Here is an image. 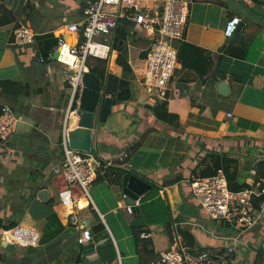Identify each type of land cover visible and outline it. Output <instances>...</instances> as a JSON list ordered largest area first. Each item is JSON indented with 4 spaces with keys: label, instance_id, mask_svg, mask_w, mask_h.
I'll list each match as a JSON object with an SVG mask.
<instances>
[{
    "label": "crops",
    "instance_id": "crops-1",
    "mask_svg": "<svg viewBox=\"0 0 264 264\" xmlns=\"http://www.w3.org/2000/svg\"><path fill=\"white\" fill-rule=\"evenodd\" d=\"M138 2L144 10L157 11L165 0ZM1 5L15 22L0 25V112L10 105L20 118L11 137L0 139V218L33 227L40 239L35 245L4 241L0 264H149L170 248L175 227L186 244L191 238L183 231L192 237L187 245L193 250L233 248L234 264H259L264 216L243 233L226 222L219 226L193 197L188 180L216 170L225 155L237 160L241 181H257L256 165L264 160V0L193 2L185 40L210 52L214 67L201 78L178 64L165 100L179 117L174 124L157 118L144 83V61L156 34L134 31L133 23L123 19L113 34L101 37L109 38L111 50L103 58L106 76H98L113 103L92 151L103 164L91 185L97 199L91 190L88 198L74 187L81 224L93 232V241L84 245L77 242L70 210L60 202V191L67 187L59 171L64 129L77 126L79 116L74 111L67 118L72 88L66 65L38 60L47 41L39 37L57 36L68 23L82 21L84 0H0ZM234 16L242 21L229 37L225 28ZM19 22L36 33L34 43H15ZM121 28L130 30L126 38ZM98 58L88 60L96 65ZM222 80L232 87L227 96L219 91ZM125 88L130 98L118 100ZM128 172L151 184L134 205L123 191ZM143 232L150 236L143 238Z\"/></svg>",
    "mask_w": 264,
    "mask_h": 264
},
{
    "label": "built area",
    "instance_id": "built-area-1",
    "mask_svg": "<svg viewBox=\"0 0 264 264\" xmlns=\"http://www.w3.org/2000/svg\"><path fill=\"white\" fill-rule=\"evenodd\" d=\"M195 0H165L162 8L157 11L144 10L138 0H84L83 20L65 25V30L57 34V44L49 56L39 55L38 60L46 62L53 59L58 51L57 61L66 65V75L71 85V96L67 110L77 112L82 89V75L87 68L90 56L107 58L111 50L109 36L118 28L121 20L133 23L137 32L154 30L156 38L150 46L144 61V83L152 105L165 101L168 85L179 64L178 49L173 45L175 40H184L188 25L191 5ZM239 16L230 18L225 34L233 36L241 23ZM64 32L76 35L75 42L69 41ZM17 44H32L36 41V33L23 22H19L13 30ZM73 37V36H72ZM79 92V96L77 94ZM77 107L74 108V104ZM232 116V114H228ZM19 116L10 105H4L0 112V139L8 140L15 128ZM65 126L63 150L65 159L59 171L64 176L67 187L60 191V202L69 211V221L74 224L79 234L80 245L93 241V232L89 226L82 225L77 213L79 207L74 187L79 186L82 194L91 198L90 188L103 166L100 158L92 152L71 148ZM189 186L196 198L212 219H222L231 224L240 233L254 227L264 216V177L257 180L252 187L233 190L224 172L203 176L192 174ZM262 197L260 206L255 200ZM139 203V199L136 200ZM131 210L133 208L131 207ZM143 238L150 233H141ZM40 239V232L33 227L17 224L13 227H0V246L6 241L24 245H35ZM235 252L230 248L227 252L214 251L209 248L193 250L184 241L177 227L173 229V242L168 250L162 251L149 264H234ZM120 264H126L120 260ZM143 264V263H135ZM264 264V255L263 261Z\"/></svg>",
    "mask_w": 264,
    "mask_h": 264
},
{
    "label": "trees",
    "instance_id": "trees-1",
    "mask_svg": "<svg viewBox=\"0 0 264 264\" xmlns=\"http://www.w3.org/2000/svg\"><path fill=\"white\" fill-rule=\"evenodd\" d=\"M261 4V3H260ZM162 8V6H161ZM15 22V16L12 14V12L5 7L4 5L0 6V25H7L9 23ZM19 24L16 23V26ZM124 28V27H123ZM119 29L118 32L121 37L126 38V36L130 33L129 28L125 29ZM39 38H47V41H45V47L42 50L44 56H49V54L53 51L54 47L57 44V37L53 33L46 34L44 36H40ZM173 45L178 49V60L179 63L182 64V68L190 71L196 72L201 78H205L211 70L214 67V61L212 58V55L210 52L205 50L204 48L184 40H175L173 41ZM99 64H92L87 59V65L90 68V71L94 72L95 74L99 75L102 78H105L106 76V60L103 58H98ZM79 96V92L77 94V97ZM131 96L130 89L125 88L121 89L117 94L118 100H127ZM1 107V106H0ZM12 107V106H11ZM77 107V104L75 102L74 108ZM150 108L154 111L155 115L158 119L165 123L174 124L178 121V115L172 112H169L167 108V103L165 101L160 102L159 104L155 106H150ZM220 162L216 163V170H210L207 172H203V176L207 175H213L216 174V172L222 168L225 171V174L228 178L229 185L233 190H242L244 188L252 187V185L248 181H241L239 179L238 175V164L237 169L234 167L237 163L236 159L228 158L224 155V158H220ZM234 168V169H233ZM264 177V160L260 161L256 165V179L259 180L260 178ZM262 201V197H259L255 200V204L257 207L260 206V202ZM172 223V222H171ZM170 220L167 224H171ZM103 224V223H102ZM99 225V229H104V225ZM17 225L16 223H5L2 218H0V227H13ZM184 235L187 238H191L187 242V244H193L192 237L189 236L188 232L183 231ZM263 251L258 252V262L259 264L263 261ZM257 264V263H255Z\"/></svg>",
    "mask_w": 264,
    "mask_h": 264
},
{
    "label": "water",
    "instance_id": "water-1",
    "mask_svg": "<svg viewBox=\"0 0 264 264\" xmlns=\"http://www.w3.org/2000/svg\"><path fill=\"white\" fill-rule=\"evenodd\" d=\"M241 24V23H240ZM240 26V25H239ZM71 35L68 34V39ZM58 51L53 53V60H57ZM222 95H229L232 87L226 80L218 83ZM113 98L106 95V87L102 79L90 70L82 75V89L80 103L77 109L79 122L74 128L68 129V139L71 148L92 152L100 125H104L112 112ZM151 187L145 179L133 172L124 175L123 191L134 205L135 201ZM136 209H139L137 206Z\"/></svg>",
    "mask_w": 264,
    "mask_h": 264
},
{
    "label": "rangeland",
    "instance_id": "rangeland-1",
    "mask_svg": "<svg viewBox=\"0 0 264 264\" xmlns=\"http://www.w3.org/2000/svg\"><path fill=\"white\" fill-rule=\"evenodd\" d=\"M151 32L152 34H154L155 32H154V30H148V31H146L145 33H148V32ZM156 34V33H155ZM69 41L71 40V38H69L68 39ZM102 41H105L103 38L101 39ZM55 62H57L56 60H54ZM72 121V120H71ZM90 190H91V193H92V195L94 196V198L95 199H97V197H96V190H94V188H90ZM169 216V218H171V215H168ZM210 218V217H209ZM212 220V219H211ZM146 221H148V220H146ZM214 221H216V223H218L217 225H222L223 223H224V221L222 220V219H218V220H216V219H214ZM164 222H166V219L164 220ZM148 223H150L149 221H148ZM227 223V222H226ZM227 226H229V227H233L231 224L229 225V224H226ZM223 226H225V225H223ZM222 226V227H223ZM225 229H227V228H225ZM259 249H260V247H259ZM215 252L217 251V250H214Z\"/></svg>",
    "mask_w": 264,
    "mask_h": 264
}]
</instances>
